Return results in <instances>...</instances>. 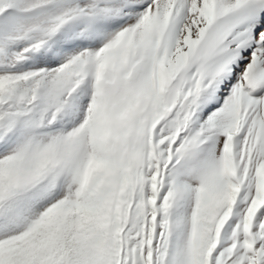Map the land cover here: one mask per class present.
<instances>
[{
  "label": "snow or ice",
  "instance_id": "obj_1",
  "mask_svg": "<svg viewBox=\"0 0 264 264\" xmlns=\"http://www.w3.org/2000/svg\"><path fill=\"white\" fill-rule=\"evenodd\" d=\"M0 264H264V0H0Z\"/></svg>",
  "mask_w": 264,
  "mask_h": 264
}]
</instances>
